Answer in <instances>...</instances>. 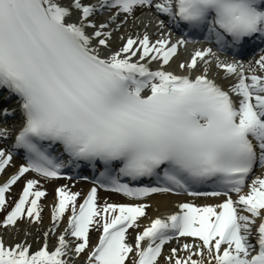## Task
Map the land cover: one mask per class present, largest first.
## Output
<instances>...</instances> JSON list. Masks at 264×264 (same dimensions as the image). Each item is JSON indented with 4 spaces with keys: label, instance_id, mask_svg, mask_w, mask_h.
I'll return each instance as SVG.
<instances>
[{
    "label": "snow or ice",
    "instance_id": "snow-or-ice-1",
    "mask_svg": "<svg viewBox=\"0 0 264 264\" xmlns=\"http://www.w3.org/2000/svg\"><path fill=\"white\" fill-rule=\"evenodd\" d=\"M145 9L157 14L159 38L128 37L112 51L109 24L94 17L108 10L115 22ZM194 34L211 46L178 64L185 74L166 70ZM260 45L264 0H0V101L16 98L21 121L14 135L0 127V139L12 138V150H22L26 160L0 186V210L25 174L55 179L81 162L94 171L102 166L100 187L133 199L177 190L224 197L217 205L179 204L175 214L152 220L133 245L128 230L139 227L148 205L100 206L96 187L78 205L80 193L57 188L53 221L71 213L58 246L49 251L45 240L33 253L30 245L6 246L0 239V264H69L70 252L89 247L92 226L102 234L88 264H264V178L247 183L257 166L264 168V54L245 64L221 60L213 50L240 56ZM213 66L235 78L229 90L209 77ZM15 116L0 104V121ZM12 150L0 149V173ZM145 179L156 186H131ZM38 184L26 180L5 227L25 217L40 220L47 193ZM198 185L214 190L193 191ZM68 236L78 241L74 248ZM180 237L199 243L165 255V246Z\"/></svg>",
    "mask_w": 264,
    "mask_h": 264
},
{
    "label": "bare ground",
    "instance_id": "bare-ground-1",
    "mask_svg": "<svg viewBox=\"0 0 264 264\" xmlns=\"http://www.w3.org/2000/svg\"><path fill=\"white\" fill-rule=\"evenodd\" d=\"M92 1L93 0H89L88 3H91ZM64 3H68L67 0H64ZM75 19H76V15L74 14L73 20ZM119 21H124L125 23L123 26H121L118 32H114V34L110 39L111 50H115V51L121 48L120 46L126 42L128 37L137 38V37H142L145 33L148 34L150 32L149 26L155 22V21L152 22L151 19H149V17L148 18L128 17L127 19L121 18L115 24H112V26L114 27L118 26ZM100 23H102V21H100L98 24ZM154 29L158 30L157 23L154 24ZM91 31L92 30H90L89 32ZM106 31H109V29H106ZM104 51L107 52L108 50L105 49ZM183 61H185V59L181 57H177L176 59H174L173 62H171L170 66H165L166 70L173 71L176 74H185L181 72V70L178 67V64ZM195 74L198 73H194L193 75ZM209 77L215 79L220 85H222L223 88L226 89L230 88L231 85L235 82V78H225L223 70L217 69L214 66L211 67L209 70ZM10 109L15 110L16 111L15 117H18V113H19L18 106L17 105L11 106ZM3 127L8 128L12 133H14L15 128H13L11 124ZM0 149H3L2 142H0ZM6 179L5 177L4 178L2 177V181H6ZM49 182H51V184H49ZM43 185H44V191H49V192L53 190L56 191L57 188L65 187L67 190L71 192L80 193V191L85 190L86 188L84 183H81L79 185H74L73 182L65 181V180H48V183H43ZM99 196H101L102 201L104 202L118 204L116 199L122 197L123 195H121L118 192H107L100 190L99 192H97V197ZM56 202H57V198L51 199L48 202L44 220L42 221L43 222L42 225H37L35 224V222H33L30 219H28L26 222H24L21 225L16 224L11 228H9V226L5 227L4 223H0V239L3 240L6 246H15L16 244L30 245L31 251L33 253L35 251H38L40 248H42L44 246L45 240H47L48 250L54 251L55 248L58 246L57 244L58 237L65 232L66 230L65 222H67L68 216L71 214L70 211L65 214L66 217L65 218L63 217L62 225H59L58 221L54 222L52 219V212L54 210ZM181 203H192L196 206H206V205H217L220 202L215 200L214 201L207 200L203 198H197L195 200H186L184 197L171 196L168 194L154 195L151 197V200L149 202H145L144 200L141 201L135 200L131 204H146L148 205L149 208V210H145L146 215L138 220V224H139L138 228L140 229V232H142L145 227H148L151 224L152 220L158 217L161 218L162 216L174 214L177 210H179L178 206ZM257 220H259V218H257ZM45 233H48L47 237H45ZM101 234L102 232L100 231L98 237L94 240V242L93 243L91 241L89 242L91 245L84 254L81 253L79 255H76L70 252L68 257L70 262L69 264H88V255L94 249L95 247L94 244L97 242L98 238H100ZM189 239L190 238L180 237L174 240L171 246L173 248L176 247L177 249H181L183 244L189 243ZM129 243L134 245L135 238L130 239ZM171 246H167L170 249L169 251H165V255L169 254L170 250L172 249ZM70 247L74 248L75 245L74 246L70 245ZM180 254L183 255L184 253L181 252Z\"/></svg>",
    "mask_w": 264,
    "mask_h": 264
},
{
    "label": "rangeland",
    "instance_id": "rangeland-1",
    "mask_svg": "<svg viewBox=\"0 0 264 264\" xmlns=\"http://www.w3.org/2000/svg\"><path fill=\"white\" fill-rule=\"evenodd\" d=\"M27 179H34L32 176H27V177H25L23 180H22V183H20V185H18L19 186V188L21 187V186H23L24 184H25V182H26V180ZM43 183H48V182H45L44 180L43 181H39V184H38V188L40 189V190H43L44 191V185H43ZM49 184H51V182H49ZM46 193H47V195L45 196V197H42L41 198V201H40V206H41V208H42V211H41V218H40V220L38 221V222H35V224H42L43 222V220H44V216H45V212H46V207H47V204H48V202L51 200V199H55V190H53V191H51V192H49V191H45ZM9 195H6V200H7V204H6V207L3 209V210H0L1 212H0V220H1V218H4L5 217V211L8 209V207L10 206V201H9ZM151 200V197H149V198H146L144 201L145 202H149ZM116 201L118 202V203H120V204H126V202H129V200H127L126 198H124V196L123 197H120V198H118V199H116ZM97 203H98V205H100V206H103V205H105V204H108L107 202H104V201H102V198L101 197H98V199H97ZM109 204H111V203H109ZM29 218H27V217H25L24 219H22V220H20V221H18L17 223H18V225H21V224H23L24 222H26L27 220H28ZM95 228H97L96 226H92V229H91V231H90V233H89V241H91V240H93V239H95V237L97 236V234H98V232H97V230L95 229ZM3 230V229H2ZM139 230L140 229H138V228H134V230H132V231H130V233L128 234V236H127V242L129 243V240L130 239H132V238H135L136 237V235L139 233ZM78 241H74V242H70V244H76ZM166 250H168V248H166ZM87 251V249H85V251L82 253V254H84L85 252ZM126 264H130V262L128 261V262H126Z\"/></svg>",
    "mask_w": 264,
    "mask_h": 264
}]
</instances>
